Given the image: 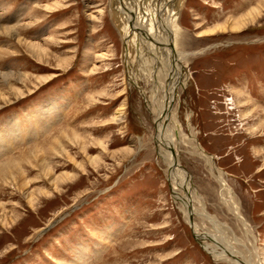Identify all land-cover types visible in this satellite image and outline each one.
<instances>
[{"label": "rangeland", "instance_id": "rangeland-1", "mask_svg": "<svg viewBox=\"0 0 264 264\" xmlns=\"http://www.w3.org/2000/svg\"><path fill=\"white\" fill-rule=\"evenodd\" d=\"M260 1L179 0L178 5L185 37L179 51L191 54L182 63L189 84L178 89L174 106L181 137L189 135L190 125L231 194L221 193L205 161L191 154L179 136L171 133L170 140L190 177L194 210L217 220L227 229L226 239L243 253L252 245L264 249ZM54 3L55 11L47 12L45 7ZM255 9L261 11L260 19L242 31L230 30L234 20ZM0 16L2 26L32 24L20 33L25 41L55 42L50 56L39 63L18 49L16 39L0 35V50H18L17 56L0 60V73L16 78L30 74L37 77L36 85L56 76L31 93L21 84L7 89L0 82L3 98L15 101L5 107L0 101L5 146L0 161L27 156L39 147L41 164L51 172L45 176L41 164L34 163L23 168L26 188L0 186V264H225L215 262L205 248L213 249L212 224L195 216L197 239L175 201L170 173L156 146L151 102L160 100L153 93L154 77L145 71L150 59L132 44L126 49L125 21L110 0H0ZM215 26L226 31L198 35ZM16 91L25 97L14 100ZM88 95L91 100L84 101ZM47 107L56 118L35 131ZM63 128L62 140L56 134ZM178 195L185 197L182 191ZM233 199L246 227L229 209ZM13 206L19 219L5 229L1 223Z\"/></svg>", "mask_w": 264, "mask_h": 264}, {"label": "bare ground", "instance_id": "bare-ground-1", "mask_svg": "<svg viewBox=\"0 0 264 264\" xmlns=\"http://www.w3.org/2000/svg\"><path fill=\"white\" fill-rule=\"evenodd\" d=\"M110 2L113 11L118 16L122 17L125 21L123 37L126 49H128L127 47L129 46V44H132L134 47H136L137 51L142 54L144 53L143 55L148 56V58L150 59L148 62H146L147 67L145 71L147 73V76L151 74V76L154 77L153 79L155 86L153 93L156 97H159L160 100L158 104L151 102V106L153 108L152 112L155 111V113L153 114H155V125L158 134V138L156 139V146L158 148L159 157L167 165L168 172L170 173L169 179L173 190V196L175 198V201L182 207L181 211L184 214V219L194 231L197 239H199L200 234H197V227L194 223V217L197 216L201 220H207L212 224L214 231L213 235L210 236H213V249H209V247L205 248L208 250V253L212 255V258L215 262H221L225 264H264V249H258L254 245H252L253 247L250 249V251L249 249H246L247 253L245 251V253H243L242 250V252L239 251L240 249H236L231 243V240L228 241L226 239V228H223L220 224L217 223V220L215 221L214 218L207 215V213H198L194 210L192 206L194 196L192 195L190 177L185 173V171L178 163V146L176 145V143H171L170 140L171 133L172 135L175 134L176 136H179L178 138L180 143H182L184 146H189L192 150L191 154L193 153V155L197 156L198 158H202L205 161V164L208 167L209 171L214 176L216 181L219 182L221 193L224 195L231 194V190L226 185L222 172L217 169L214 163V159L206 155L204 150L198 144L190 125H188L190 132L189 135L185 136L186 139L181 137V126L176 114L177 110L174 108V106L175 104L179 103V97L177 93L178 89H186L189 84V77L188 74L185 73V67L182 65V63L186 61L191 54L189 55L187 53H182L179 51V46L181 45V43L182 45H184L185 38H182L181 36L179 25V0H110ZM50 5L48 6L49 8H47V6L45 7V9H47V12L55 11L57 3H54L52 7ZM257 5H259V3ZM263 7L264 6L262 5L259 9L262 10ZM259 9H255L251 13L249 11V13H247L246 15L244 14L239 19L234 20L233 23H231L230 30L239 32L246 29L248 26H251L256 22V19H260L262 17L261 11ZM1 22H3L2 16H0V23ZM6 24L5 26L0 25V35L16 39L18 49L20 50L23 48L24 53L28 54L29 57L34 61L41 63L45 59H47L48 56H50V46L55 43L53 39H48L43 44H40L38 42L36 43L25 41L20 38V33L32 26V24H28L27 26L23 27L17 25L16 23L13 26H6ZM225 31V26H215L207 28V30L198 33V35L200 37H203L206 35H214L216 32ZM16 52H18V50L10 51L8 50V48L7 50H0V60L10 56H17V54H14ZM127 57L128 54H126V58ZM31 76L30 74H25L16 78L13 73H0V82L7 89H14L13 84H21V86H26V89L24 91L25 93L27 92V87L30 88L28 92L31 93L32 91L37 89V87L48 83V81L56 77L55 75H52L51 78L46 79L44 80V82H40V84L36 85V83H38L36 81L37 77L34 78L33 76ZM131 79L133 80L132 84L137 83V79ZM30 81L32 82L29 84V86H27ZM16 92L17 94L14 95V100H17L19 98L22 99L25 97V93H23L22 91ZM91 97L92 95L86 96L84 101L91 100ZM10 99L3 98L2 92L0 91V101H4V107L15 103V101H9ZM1 107L3 106H0V109ZM49 107H47V109H49ZM45 112L46 113L42 114L43 118H39L40 120L35 123V126L33 128L35 131L36 129L42 130L47 124L49 125L56 118V115L51 111V109ZM187 119L189 120V115ZM171 124L174 130H171ZM66 130V128L60 130L61 132H58V134H56L57 137L60 136V138L63 140L66 136ZM170 130L172 132H170ZM54 137L51 139H54ZM5 138H8L9 140L11 139L9 137ZM1 139L0 149L5 147L3 145V140ZM53 144L56 146L59 145L57 143ZM53 144L52 142L50 143L51 146H53ZM2 145L4 147H2ZM56 146H54V148L51 147V149L47 148L48 152L50 153L54 151ZM42 156H44V154L40 153V149L38 147L31 150V152L27 156L22 155L6 162H1V160L0 186L12 183L13 185H19L21 189L26 188L28 183L25 182L26 179H24L25 172H23V168L24 166H32L34 163L41 164V160H43ZM38 167L42 169L45 176L50 175V169L46 164H41ZM22 179L23 182L20 183ZM181 191L184 193L185 197H180L178 195L181 193ZM193 193L195 194L194 191ZM34 201V199H31L29 202L33 204ZM234 201V199L230 201L231 204L227 201L230 204H228L230 206L229 209H231L236 218L241 221L242 225L246 227L245 222L239 215L237 202ZM227 202H225L226 205ZM3 206L4 205L0 203L1 213L3 212ZM11 211L12 212H10L8 215L9 217H5L3 222L1 223L5 229H12L14 221L16 222V220L19 219L17 209L14 207L11 209Z\"/></svg>", "mask_w": 264, "mask_h": 264}]
</instances>
